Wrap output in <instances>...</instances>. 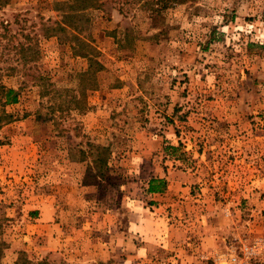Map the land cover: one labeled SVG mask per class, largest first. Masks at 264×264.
<instances>
[{
	"label": "rangeland",
	"instance_id": "rangeland-1",
	"mask_svg": "<svg viewBox=\"0 0 264 264\" xmlns=\"http://www.w3.org/2000/svg\"><path fill=\"white\" fill-rule=\"evenodd\" d=\"M63 1L0 6L1 81L19 87L3 107L10 116L0 155L10 142L3 128L27 118L31 134L17 140L30 148L18 155L42 159L38 175L17 177L0 198V264H227L230 256L264 264V0L158 10L146 0H96L80 9L91 49L70 28L45 32ZM75 49L104 66L84 95L77 74L88 60ZM82 101L85 109L75 108ZM149 157L167 177L155 197L143 190ZM52 183L88 187L84 201L66 198L76 213L63 216L61 240L40 252L33 210L10 199L17 188L27 198ZM99 209L119 211L118 219L99 225ZM117 230L158 247L124 240L116 255ZM97 244L108 249L100 254Z\"/></svg>",
	"mask_w": 264,
	"mask_h": 264
},
{
	"label": "crops",
	"instance_id": "crops-1",
	"mask_svg": "<svg viewBox=\"0 0 264 264\" xmlns=\"http://www.w3.org/2000/svg\"><path fill=\"white\" fill-rule=\"evenodd\" d=\"M22 126V127H21ZM29 121L27 118H24L19 121H14L8 125H6L3 128V131L6 132L10 136V142L8 144H4V151H6V154L0 155V183L6 184L5 186L1 187V191L4 193L0 194V198H3L5 200V197L7 194L5 193V190H7V193L10 192V189H13V183L16 181V178L20 179L22 176H27L30 174L38 175L39 171L41 170L39 168V161H41L40 155H18L22 154L24 150H28L30 148V143L23 142L20 144V140L17 139H27L30 136L29 131ZM17 141V142H15ZM20 141V142H19ZM169 152H164L162 155H167ZM139 155V153L137 154ZM39 159V160H38ZM150 157L147 159V162H149ZM148 164H151L148 166L147 169V179H145V183L143 184L144 188L143 190L148 193L149 195L159 196L164 191H166L167 186L165 183V174L164 168H156L155 163L149 162ZM159 170V171H158ZM47 173V172H46ZM48 173L50 175L55 174V170L49 169ZM137 175L142 174L143 171L141 167L139 166L137 171ZM57 174H60V171H57ZM167 178V177H166ZM139 179V177H138ZM155 179H163L164 180V186L160 192H148L147 187L151 180ZM171 183V182H170ZM17 187V186H16ZM75 187V188H74ZM88 187L87 184H78L75 186L66 185L65 183H52L46 188L37 189L35 195H32L30 197H23V193L20 192L18 188L15 191V195L13 199L11 198L10 201H13L16 205H22L25 207H28L30 210H33V219L36 221V224H34L35 229L32 231V234H35V237H42L45 240L46 245L44 242L42 243L41 247L37 245V247H34L38 249L40 252L42 249L47 248L48 245H52L55 243H58L61 240V237L59 236L58 232L63 225V223H66L63 221V216L65 214H68L71 216V213L75 214L77 207L72 204L70 200H66L67 197H73L78 196L82 198V201L85 200L84 196V190L83 188ZM70 190H67V189ZM78 189V190H77ZM19 193L22 195L20 197ZM79 193H81L79 195ZM81 202V201H80ZM13 204V205H15ZM84 204V203H82ZM81 204V206H83ZM106 212H103L102 210H97L96 212L93 211V214L96 215L95 222H97L99 225L106 226L108 221V215L115 216L114 221L118 219L119 211L114 212V214H105ZM30 217V216H29ZM107 218V219H105ZM74 221V217H70V221ZM69 222V221H68ZM116 233V241L115 247H112V244L110 245L111 250H115L116 255H121L123 253V245L124 240L127 241V244H129V241H135L139 240L141 242V245L137 247V250H143L145 248H149L150 246H156V243L151 241L150 238H147L144 241L141 235L139 234H133V235H124V232L115 231ZM120 233V234H119ZM27 235L25 237L26 240H31L30 236ZM36 239V238H35ZM71 240V239H70ZM75 241V239H73ZM153 242V243H152ZM78 243L76 242V245ZM119 244V245H118ZM127 245V246H128ZM135 245H138V243H135ZM103 247L107 246L102 245ZM102 246L100 244H97L94 246V249H98L97 252L101 254V251H103ZM42 248V249H41ZM82 250H84L82 248ZM43 252V251H42Z\"/></svg>",
	"mask_w": 264,
	"mask_h": 264
},
{
	"label": "trees",
	"instance_id": "trees-1",
	"mask_svg": "<svg viewBox=\"0 0 264 264\" xmlns=\"http://www.w3.org/2000/svg\"><path fill=\"white\" fill-rule=\"evenodd\" d=\"M185 0H146V4L152 10H158L159 8L169 7L176 3H182ZM7 0H0V6L4 5ZM56 10L59 12L60 19L54 21L53 25H47L45 27V32L52 34L56 31H64L67 28L72 29L71 38H74L75 41H78L81 46H88L91 49L89 41H85V36L82 35L83 21H88V16H86L83 11L80 9H86L89 6H94L99 4L96 0H69L58 2ZM153 4L155 6H153ZM84 19V20H83ZM22 46V45H21ZM76 54L87 57L88 65L84 71H81L77 74L79 85L82 82H85L81 87V94L84 95L85 89L90 88L95 81H92L93 76L100 70L104 68L103 64L95 58L93 53H87L82 49H75ZM88 86V87H87ZM19 96V87L14 88L6 86L1 81V72H0V127L1 125L8 121L10 114L6 113L3 107L9 103H14L18 100ZM78 106H75L78 110H84L86 101H82ZM164 186L163 179L151 180L148 184V192H160Z\"/></svg>",
	"mask_w": 264,
	"mask_h": 264
},
{
	"label": "built area",
	"instance_id": "built-area-1",
	"mask_svg": "<svg viewBox=\"0 0 264 264\" xmlns=\"http://www.w3.org/2000/svg\"><path fill=\"white\" fill-rule=\"evenodd\" d=\"M260 242L264 243V239H260ZM256 243L259 244V242H256ZM251 252H252V251H250V248L246 247V249H245V253H246V254H252ZM227 264H250V263H249V261H247L246 259H240V258L237 259V258H235V257H233V256H230V257L228 258V262H227Z\"/></svg>",
	"mask_w": 264,
	"mask_h": 264
}]
</instances>
